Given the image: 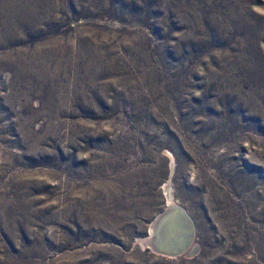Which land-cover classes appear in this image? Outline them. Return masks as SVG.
Returning <instances> with one entry per match:
<instances>
[{
    "label": "rangeland",
    "instance_id": "obj_1",
    "mask_svg": "<svg viewBox=\"0 0 264 264\" xmlns=\"http://www.w3.org/2000/svg\"><path fill=\"white\" fill-rule=\"evenodd\" d=\"M5 10L0 264H264V0ZM169 196L192 255L146 244Z\"/></svg>",
    "mask_w": 264,
    "mask_h": 264
},
{
    "label": "water",
    "instance_id": "obj_2",
    "mask_svg": "<svg viewBox=\"0 0 264 264\" xmlns=\"http://www.w3.org/2000/svg\"><path fill=\"white\" fill-rule=\"evenodd\" d=\"M174 223L172 227H180L182 233L187 230L184 234V246L182 247H170L168 237L165 235L166 229ZM152 234L148 240V246L152 251L167 255V256H179L182 254H188L186 250L191 246L194 235V224L188 213L179 206H168L164 212L160 213L152 224ZM188 247V248H187ZM196 251V250H195ZM193 252L189 255H192Z\"/></svg>",
    "mask_w": 264,
    "mask_h": 264
},
{
    "label": "bare ground",
    "instance_id": "obj_3",
    "mask_svg": "<svg viewBox=\"0 0 264 264\" xmlns=\"http://www.w3.org/2000/svg\"><path fill=\"white\" fill-rule=\"evenodd\" d=\"M6 11L7 10L1 12L0 14H6ZM9 17L11 18V14H9ZM6 20H8V19H6ZM169 189H170V186L167 185V189L166 190L168 191ZM168 205H170V206H176V204H174L172 202V198L170 196H169V203H168ZM173 224H174L173 222L171 223V225L169 224V226L166 229L165 235L168 237L169 242L171 241L170 244H169L171 248L172 247H182V246H184V242H186V240H184V236L183 235L187 233V230L185 229L183 233H182V231L180 232V234L182 235L183 238L181 236H178L179 237L178 238V237L175 236V231H176V229L178 227H176V226L172 227ZM151 231H152V227H151ZM151 231H150V235L152 234ZM177 235H178V233H177ZM149 237H148V239H149ZM146 244H148V240H147V243ZM197 246L198 245H196V244H192V251L191 250L190 251L193 252V253H195V250H196ZM188 250L189 249H187L186 251L188 252Z\"/></svg>",
    "mask_w": 264,
    "mask_h": 264
}]
</instances>
